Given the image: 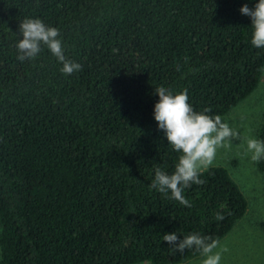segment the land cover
Returning <instances> with one entry per match:
<instances>
[{
    "label": "trees",
    "instance_id": "trees-1",
    "mask_svg": "<svg viewBox=\"0 0 264 264\" xmlns=\"http://www.w3.org/2000/svg\"><path fill=\"white\" fill-rule=\"evenodd\" d=\"M256 2L0 0V264L178 263L200 252H170L165 233L230 229L246 200L224 166L185 188L192 207L150 187L178 156L154 119L155 88L187 89L212 115L250 93L264 48L239 9ZM31 17L59 29L81 71L63 74L43 45L17 59ZM255 164L264 174V159Z\"/></svg>",
    "mask_w": 264,
    "mask_h": 264
},
{
    "label": "clouds",
    "instance_id": "clouds-1",
    "mask_svg": "<svg viewBox=\"0 0 264 264\" xmlns=\"http://www.w3.org/2000/svg\"><path fill=\"white\" fill-rule=\"evenodd\" d=\"M241 14L251 18V44L264 48V0H257L254 7L244 4ZM22 38L16 43L17 59L21 62L34 60L46 48L62 64L60 71L65 75L82 70V65L64 55V44L60 31L45 24L38 17L25 18L20 22ZM179 70V68H178ZM159 99L154 104L153 116L159 129L163 130L168 144L178 154L177 162L171 174L157 167L150 187L178 201L181 205L192 207L184 195L185 188L193 183L203 184L200 177L207 171L216 158L217 151L230 146L232 140L240 139L238 130L233 129L220 115H212L210 107L195 111L188 102L187 89L173 93L172 89L160 86L155 88ZM247 151L253 162L264 159V140L247 137ZM216 220H223L222 212L215 214ZM163 240L171 246L170 252H183L195 249L204 257L201 264H221L223 253L228 251L225 245L210 236L189 233L178 239L176 232L165 233Z\"/></svg>",
    "mask_w": 264,
    "mask_h": 264
},
{
    "label": "rangeland",
    "instance_id": "rangeland-1",
    "mask_svg": "<svg viewBox=\"0 0 264 264\" xmlns=\"http://www.w3.org/2000/svg\"><path fill=\"white\" fill-rule=\"evenodd\" d=\"M264 109V65L259 79L244 98L220 115L240 139L217 151L213 165H222L245 197L244 213L232 223L218 240L228 251L223 253L221 264H264V174L260 172L251 153L247 151V137L257 139V130ZM204 257L198 253L178 263L201 264ZM133 264H152L141 261Z\"/></svg>",
    "mask_w": 264,
    "mask_h": 264
}]
</instances>
